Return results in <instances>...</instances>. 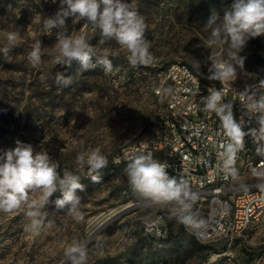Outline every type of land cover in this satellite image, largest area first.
Returning a JSON list of instances; mask_svg holds the SVG:
<instances>
[{"label": "rangeland", "instance_id": "rangeland-1", "mask_svg": "<svg viewBox=\"0 0 264 264\" xmlns=\"http://www.w3.org/2000/svg\"><path fill=\"white\" fill-rule=\"evenodd\" d=\"M127 2L135 4L147 25L145 38L153 57L147 65L131 66L126 49L79 17L68 18L66 29L46 32L43 20L57 12L61 0H0V48L7 32L20 29L18 46L7 57L0 51V153L15 148L17 141L30 143L37 151L47 150L61 175L71 171L85 186L77 192L83 219L50 203L42 209L41 228L33 232L25 227L26 206L0 212V264H61L75 244L86 248L85 264H253L260 239L217 252L198 247L184 224L171 216L172 204H154L133 192L125 172L128 163L99 172L76 163L78 154L87 158L95 149L111 163L122 146L155 134L166 113L165 94L159 96L155 89L171 63L186 62L203 80L213 81L207 78L208 58L226 57V46L207 47L206 24L212 14L222 17L232 0ZM60 31L85 35L97 55H108L113 71L105 73L101 66L83 71L77 62L70 67L56 64L54 45ZM37 40L42 42L41 64L33 67L27 56ZM240 55L246 59L234 80H264L258 58L264 62V34L248 38ZM57 73L70 76L73 83L57 85ZM92 175L100 181L93 182ZM257 181L262 180L250 172L237 182ZM40 195L33 193L30 199L39 202ZM60 196L57 192L50 199ZM189 203L190 213L205 223L211 202L197 198ZM161 212L170 215L167 242L146 236L139 224Z\"/></svg>", "mask_w": 264, "mask_h": 264}, {"label": "clouds", "instance_id": "clouds-1", "mask_svg": "<svg viewBox=\"0 0 264 264\" xmlns=\"http://www.w3.org/2000/svg\"><path fill=\"white\" fill-rule=\"evenodd\" d=\"M79 17L88 24L98 28L103 38L114 39L128 52V62L135 67L147 65L153 57L150 45L145 38L147 25L134 3L127 0H61V7L50 17L43 20L46 32L53 29H66L68 18ZM206 26L210 29L207 41L209 49L226 46V57L212 59L208 67V79L213 81H231L237 78V69H243L245 57L240 55L248 38L264 34V0H232L229 9L223 16L212 14ZM6 43L0 48L4 56L19 44L20 29L9 31L5 35ZM55 63L71 66L73 62L80 65L83 71L103 67L105 73L113 71V64L107 54L97 55L95 48L83 34L70 35L60 31L56 35L54 45ZM42 42L37 40L32 45L27 59L33 67L41 64ZM94 61V62H93ZM197 67H200L197 62ZM55 83L69 87L73 80L70 76L57 73ZM264 86V82L261 84ZM244 108V116L255 119L258 128L244 131L245 120H237L233 112V104L225 102L222 91L208 89V95L202 96L200 103L203 109L215 113L220 122V134L225 137L220 147V171L225 178L238 176L235 167L237 154L245 148V137L250 135L258 145L257 155L264 158V94L254 92L239 93ZM146 147V146H145ZM76 163L87 165L91 172L107 167L108 159L98 149L87 155L78 154ZM169 165L153 158L151 151H141L129 158L125 168L130 187L134 193L150 200L154 204H172L171 216L190 229H199L204 221L190 213L192 204L197 200V193L191 191L186 180H177L169 175ZM60 165L48 154L47 150H35L30 143L16 142V147L0 153V212L9 213L27 207L25 216L29 221L26 230L39 231L43 224L42 209L50 203L56 210L67 209L78 219H83L79 211L80 197L77 192L84 191L85 186L80 177L71 171L64 170L60 174ZM254 175L264 181V171L253 168ZM99 175H92L93 182H99ZM264 191V183L258 185ZM39 192V202L30 199L33 193ZM59 192L61 196L54 202L51 197ZM66 264H85L87 250L80 244L69 247L65 253Z\"/></svg>", "mask_w": 264, "mask_h": 264}, {"label": "built area", "instance_id": "built-area-1", "mask_svg": "<svg viewBox=\"0 0 264 264\" xmlns=\"http://www.w3.org/2000/svg\"><path fill=\"white\" fill-rule=\"evenodd\" d=\"M171 79H175V100L168 104L169 117H163L155 134L142 142L122 146L113 158L114 163H128L141 151H151L153 158L167 163L169 175L186 180L197 198L210 201L207 220L199 229L186 228V233L197 243L211 246L214 251L230 250L242 242L260 239L263 248L255 254L253 264H264V191L258 185L264 181L239 184L241 174L264 169V158L257 155V144L248 135L245 148L236 157L238 176L225 178L220 171V145L225 137L220 134V122L215 113L205 111L200 103L208 89L223 93L225 102L233 104L237 120H245L244 131L258 128L256 120L244 116L239 93L249 91L264 94V86L255 81L227 83L205 81L188 63L170 64ZM160 86L157 95L161 96ZM179 100H188V108L179 107ZM146 146V147H145ZM264 147V143L260 145ZM169 214L161 212L140 219V227L149 237L166 238L170 234L166 220ZM254 245V244H253ZM259 246V247H260ZM227 254V252H223Z\"/></svg>", "mask_w": 264, "mask_h": 264}, {"label": "bare ground", "instance_id": "bare-ground-1", "mask_svg": "<svg viewBox=\"0 0 264 264\" xmlns=\"http://www.w3.org/2000/svg\"><path fill=\"white\" fill-rule=\"evenodd\" d=\"M170 73H171V66L169 65L165 70V77L162 81V84L160 85L161 91H163L162 95L165 94V100H166V113L164 117H169L168 104L171 103L173 100H175V96H176L175 79H171ZM237 82L238 81L235 80L227 81V83H237ZM255 82H257L258 84H262L264 80H258ZM155 92L157 94V88L155 89ZM179 107L188 108V100H179ZM143 140H140L138 142H142Z\"/></svg>", "mask_w": 264, "mask_h": 264}, {"label": "trees", "instance_id": "trees-1", "mask_svg": "<svg viewBox=\"0 0 264 264\" xmlns=\"http://www.w3.org/2000/svg\"><path fill=\"white\" fill-rule=\"evenodd\" d=\"M254 53L256 54L257 51L255 50ZM258 58H259L260 61H261V62H259V64H260V65H264V62H262V61H263V58H261L260 56H258ZM261 77H264V76H261ZM121 164H127V163H114L113 161H112L111 163L108 162L107 167L101 169L100 171H105L106 169L111 168V167H119ZM171 234H172V233H171V230H170V235H169L168 237H166V238H162V237H160V238L151 237V238H152V239H155V240L157 239V240H161V241H163V242H167V241H169V240L171 239ZM148 237H149V236H148ZM194 242L196 243V245H197L198 247H200V248H202V249H210V250L214 251L213 248H212L211 246H207V245L199 244V243H197L195 240H194ZM262 248H263V247L260 246V247H259V250L262 249Z\"/></svg>", "mask_w": 264, "mask_h": 264}, {"label": "water", "instance_id": "water-1", "mask_svg": "<svg viewBox=\"0 0 264 264\" xmlns=\"http://www.w3.org/2000/svg\"><path fill=\"white\" fill-rule=\"evenodd\" d=\"M64 263H66V261H65V262H63V263H61V264H64Z\"/></svg>", "mask_w": 264, "mask_h": 264}]
</instances>
